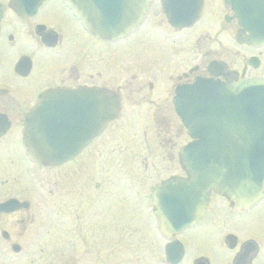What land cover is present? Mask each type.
Returning a JSON list of instances; mask_svg holds the SVG:
<instances>
[{
	"label": "flooded vegetation",
	"instance_id": "af4514ba",
	"mask_svg": "<svg viewBox=\"0 0 264 264\" xmlns=\"http://www.w3.org/2000/svg\"><path fill=\"white\" fill-rule=\"evenodd\" d=\"M39 1L36 9H27L37 6L38 0H0V203L9 198L27 201L29 184L33 189L41 187L39 172L44 168L55 173L49 191L54 197L55 217L64 214V209L72 210V216L91 211L92 198L87 193L89 168L105 160L103 152L121 136V124L129 119L152 118L153 123L160 124L154 144L168 152L177 148L181 174L172 177L185 176L178 154L180 146L188 141L185 130L180 125L186 141L177 146L173 136L179 138L181 131L165 137L166 132L160 129L171 116L177 118L171 102L176 87L197 76L222 82L244 76L264 77V44L246 43L244 40L258 34L250 26L240 24L242 20H257L258 8L242 11L236 0H202L199 18L183 28L168 23L161 0H150L139 24L115 38L99 37L85 30L62 0ZM172 1L177 5H173V13L180 17V1ZM251 1L264 5L259 0ZM13 7L21 9L17 12ZM187 33H191L197 46L195 62L178 70L180 64L174 62V57L184 49ZM217 38L243 47L248 54L241 53L234 61H228L224 50L205 49L199 41ZM178 60L182 62L184 57ZM52 88L67 89V93L47 98L45 93ZM41 101H50L56 116L54 123L62 126L61 131L75 135L70 143L61 138L64 148L76 152L66 154L69 157L60 163L32 162L25 154L24 120L31 107ZM166 102L171 114L155 106ZM108 116L112 118L105 122ZM140 140L151 151L146 130ZM215 201L220 208L214 207ZM28 202V208L0 210L2 258L8 256L4 246L19 243L17 238L33 225L22 221L17 235L6 225L10 216L30 210L31 201ZM73 226L78 228L76 223ZM3 231L7 238L2 236ZM190 238L202 243V247L188 245ZM175 239L183 249L178 264H264V197L237 209L213 193L203 217L165 243ZM170 251L175 253L173 248ZM71 254L56 253L46 262L73 264Z\"/></svg>",
	"mask_w": 264,
	"mask_h": 264
},
{
	"label": "water",
	"instance_id": "95a60500",
	"mask_svg": "<svg viewBox=\"0 0 264 264\" xmlns=\"http://www.w3.org/2000/svg\"><path fill=\"white\" fill-rule=\"evenodd\" d=\"M64 1L87 29L97 35L113 36L130 30L142 17L149 0ZM194 3L195 0H186L187 7L193 8ZM262 9L260 13L264 15ZM189 18L185 24L190 23ZM256 23L259 36L250 41L261 43L264 19ZM56 94L65 93L59 90ZM173 103L193 139L182 148L191 174L187 179L154 188V213L165 235L197 221L211 191L224 195L236 207L264 195V78L223 83L199 77L177 88ZM51 105L50 101L36 104L24 122L27 155L39 162L59 161L68 152L53 142L51 129L56 116ZM13 204L6 202L3 206ZM172 259L174 263L175 257Z\"/></svg>",
	"mask_w": 264,
	"mask_h": 264
},
{
	"label": "rangeland",
	"instance_id": "374dc122",
	"mask_svg": "<svg viewBox=\"0 0 264 264\" xmlns=\"http://www.w3.org/2000/svg\"><path fill=\"white\" fill-rule=\"evenodd\" d=\"M190 35L185 34L184 49L179 54L175 53L174 62L180 64L178 70L195 62L197 46ZM199 41L205 49L224 50L228 61H234L241 53L248 54L243 47L225 38ZM262 49L264 60V47ZM181 56L184 57L182 62L178 60ZM155 106H161L168 113L171 111L167 102L156 103ZM159 125L153 123L152 118L129 119L121 124V136L113 140L103 152L105 160L89 168L86 192L92 198V210L87 213L80 211L78 215L72 216V210L64 209V214L55 217L52 210L54 197L49 192L51 176L55 173L42 169L39 175L43 183L37 189H33L26 176L30 189L25 196L31 201L30 210L10 216L6 225L16 235L22 221L33 225L28 226L21 238L15 235L21 245L18 254H13L4 246L8 256L2 258L0 247V264H47L50 256L56 253L64 256L72 253L73 264H165V239L158 231L157 221L149 213L147 186L170 174H181V171L177 148L168 152L158 149L154 144ZM160 129L166 132L165 137L180 130L179 138L173 136L177 146L186 141L177 118L171 116ZM143 130L149 133L151 151H147L140 140ZM215 203L214 207H219L220 204L217 201ZM75 223L78 228L73 226ZM186 242L188 245L202 247V243L194 238Z\"/></svg>",
	"mask_w": 264,
	"mask_h": 264
}]
</instances>
